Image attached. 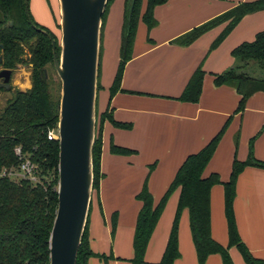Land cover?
I'll return each instance as SVG.
<instances>
[{"label":"trees","instance_id":"16d2710c","mask_svg":"<svg viewBox=\"0 0 264 264\" xmlns=\"http://www.w3.org/2000/svg\"><path fill=\"white\" fill-rule=\"evenodd\" d=\"M113 1L107 0L101 28ZM166 1L124 0L119 60L108 88L106 108L98 115V132L95 133L92 145V191L96 195L99 191V182L103 177L100 165L104 123L109 122L121 128L130 127V124L118 122L113 118L110 100L115 93L123 91L121 88L123 69L132 57L138 23L143 22L148 30L154 27L157 23L154 8ZM261 10H264V0L239 2L225 12L176 37L172 43L181 46L190 45L206 31L225 23L222 31L210 44L209 50H212L224 40L245 15ZM0 14L2 15L0 19L1 67L10 70L18 64H28L31 67V86L25 90H14L0 109V264H49V236L57 207L59 141L56 137L48 138V133L57 131L60 99V89L58 93L52 90L48 71L49 67L54 68L52 45L45 34L29 24L25 15L24 0H0ZM30 18L36 27L51 34L55 40L58 56L60 44L56 37L48 28L34 21L31 14ZM100 52L101 46L99 56ZM230 54L234 58V65L221 73L213 74V83L216 86L224 84L235 89L239 95L235 113H240L250 95L255 92H264V76L250 73L254 71L251 62L264 72V29L258 31L251 41L239 43ZM248 69L253 71H246ZM204 73L202 66L199 65L178 96L179 100L198 101ZM98 78L99 70L97 90L101 88ZM2 90L6 89L0 87V91ZM96 116L95 110V119ZM227 123L228 120L198 151L185 157L157 203H154L147 186L148 175L154 164L149 165L148 174L141 189L135 194L140 208L135 220L132 240L133 257L129 260L131 264H145L144 254L149 238L170 194L175 189L179 190V195L174 218L161 259L155 264H173L179 257L177 229L180 214L185 208L188 210L189 228L198 264H204L210 254H219L222 264H234L229 254V248L232 246L238 249L246 264H264V259L255 257L241 240L233 209L235 185L239 173L247 166L264 169V160L257 159L253 155V139L249 142L246 159H233L229 178L226 181H222L216 172L203 175V170L211 159ZM15 148L20 149L19 155L15 153ZM109 150L110 153L117 155L135 153L134 150L116 145L112 141H110ZM25 159L35 166L34 174L38 176V181L34 182L27 177L12 178L8 173L20 171V165ZM216 184L223 186L224 216L228 237L225 246L211 236L210 190ZM116 219L117 215L113 214L112 233ZM88 223L89 212L78 248L76 264H88L91 257H98L104 264H108L109 258L114 259L112 254L96 253L90 247Z\"/></svg>","mask_w":264,"mask_h":264},{"label":"crops","instance_id":"0c3cea01","mask_svg":"<svg viewBox=\"0 0 264 264\" xmlns=\"http://www.w3.org/2000/svg\"><path fill=\"white\" fill-rule=\"evenodd\" d=\"M242 1L251 0H167L154 8L157 22L154 27L148 30L143 22L138 23L132 57L123 69V91L115 93L110 100L113 118L130 124V127L121 128L109 122L104 123L100 165L104 176L106 133L109 144L112 141L116 145L134 150L135 153L129 155H117L110 153L108 146V157L115 159L116 165H123L122 175L134 174V198L148 174L149 165L154 164L148 175L147 186L154 203H157L185 157L198 151L227 120L226 129L205 166L203 175L216 172L222 181H226L233 159H246L251 139L254 157L264 160V92L250 95L243 110L235 113L239 101L235 89L213 83V74L221 73L234 65L231 50L243 41H251L258 31L264 29V10L245 15L223 42L212 50H209L210 44L222 31L225 23L206 31L190 45L172 43L176 37ZM118 60L119 54L112 72L113 77ZM199 65L205 73L198 101L179 100L178 96ZM178 195V189L170 194L167 205L165 204L168 209H176ZM136 202L137 216L140 203L137 200ZM222 204L223 186L216 184L210 190L211 236L225 246L228 237ZM233 209L241 240L255 257L264 259L263 168L247 166L239 173ZM168 213L170 211L167 212V217L171 214ZM181 213L183 228L178 232L179 257L173 264H198L189 228L188 210L185 208ZM160 217L145 250V264H155L161 259L168 239L169 225H162ZM133 220L132 239L130 232L127 242L121 238L116 246L113 242L115 259L108 264H131L129 260L133 257L132 240L136 217ZM89 243L91 247L90 230ZM91 249L101 253L93 247ZM234 249L229 248L233 263L246 264ZM93 261L91 260V264ZM204 264H222L221 257L219 254H210Z\"/></svg>","mask_w":264,"mask_h":264},{"label":"water","instance_id":"95a60500","mask_svg":"<svg viewBox=\"0 0 264 264\" xmlns=\"http://www.w3.org/2000/svg\"><path fill=\"white\" fill-rule=\"evenodd\" d=\"M58 2V56L51 34L32 22L28 0L24 10L29 24L51 40L53 66L60 80L57 207L49 236V264H76L92 197L99 40L107 0ZM10 76V69H0V87L9 88Z\"/></svg>","mask_w":264,"mask_h":264},{"label":"rangeland","instance_id":"374dc122","mask_svg":"<svg viewBox=\"0 0 264 264\" xmlns=\"http://www.w3.org/2000/svg\"><path fill=\"white\" fill-rule=\"evenodd\" d=\"M123 4L124 0H114L110 4L103 21L102 28H100L99 47L101 46V52L98 59L97 72L99 70L98 81L101 88L96 91L95 110L97 111V116L95 133L98 132V115L106 108L107 105L109 91L108 87L113 77V69L114 67H116L120 45V30L123 21ZM28 9L34 21L48 28L56 37L58 43H60L61 30L58 0H28ZM1 18L2 15L0 14V19ZM251 65L253 66L254 71L252 69H248L246 71H253L250 73H253L257 76H264V72L260 70L254 62H251ZM1 68L2 67L0 65V69ZM30 70L31 67L28 64H18L11 70L9 88L0 91V109L4 106L5 101L12 95L14 90H25L31 86ZM48 71L50 81L52 83L51 88L52 90H54V92L58 93V90L60 89V80L57 76V73L53 67H49ZM106 124L107 126H109V123ZM53 133L57 137V131H54ZM108 146L109 138L108 133H106V142L104 144L105 162L103 169L105 175L101 180V189L99 188V195L94 194V191H92V203L89 209L88 230H90V236L92 237L91 247H93L95 251H99L106 255H113V242L115 246L117 245V242L120 238L124 242H127L130 232V236L132 239V229L134 222L133 219H135L136 217L135 207L138 204L136 202V199L134 198V195L132 194V191H134L136 185V180H134L133 178L134 174H127L126 176L122 175L124 174L123 165H116L117 162L115 161V159H110L108 157V155H110V153L108 152ZM147 170H149V167ZM8 173L12 178L18 179L19 177H23L21 171H9ZM38 180V176L35 175L33 181L35 182ZM165 207L166 208H164L160 219L162 225L167 223L169 225V228H171L175 208L173 207L172 209H168L167 206ZM222 208L224 214L223 204ZM168 211H170L171 213H168L170 214L169 217H167ZM113 214L117 215V219L114 232L112 233ZM214 214L216 216L215 207ZM224 218L222 220H224ZM214 220L216 222L215 217ZM186 225L188 228V218L186 221ZM181 228H183L182 213L179 217L177 232H179ZM234 248V250L239 253L238 249L236 247ZM102 250H104L105 252H103ZM91 260H94L92 264H104L103 261H101L98 257H91L90 261L88 260V264H91ZM111 260L113 259L109 258L108 262Z\"/></svg>","mask_w":264,"mask_h":264},{"label":"built area","instance_id":"2783aa9c","mask_svg":"<svg viewBox=\"0 0 264 264\" xmlns=\"http://www.w3.org/2000/svg\"><path fill=\"white\" fill-rule=\"evenodd\" d=\"M51 137H56L52 131L48 133V138ZM15 153L19 155L20 149L15 148ZM34 168L35 166L28 159H25L20 165V171L22 172V176L33 180L35 176Z\"/></svg>","mask_w":264,"mask_h":264}]
</instances>
